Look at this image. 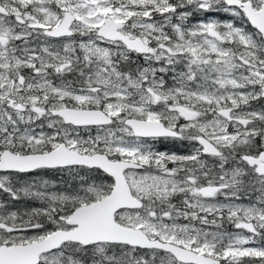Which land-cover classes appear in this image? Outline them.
<instances>
[{
    "label": "snow or ice",
    "instance_id": "snow-or-ice-1",
    "mask_svg": "<svg viewBox=\"0 0 264 264\" xmlns=\"http://www.w3.org/2000/svg\"><path fill=\"white\" fill-rule=\"evenodd\" d=\"M0 264H264V0H0Z\"/></svg>",
    "mask_w": 264,
    "mask_h": 264
}]
</instances>
